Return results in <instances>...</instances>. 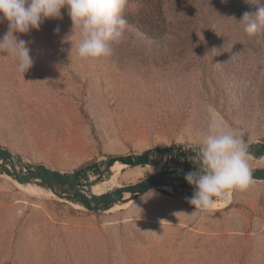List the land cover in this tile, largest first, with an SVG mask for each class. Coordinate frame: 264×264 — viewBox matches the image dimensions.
Masks as SVG:
<instances>
[{
  "label": "rangeland",
  "instance_id": "rangeland-1",
  "mask_svg": "<svg viewBox=\"0 0 264 264\" xmlns=\"http://www.w3.org/2000/svg\"><path fill=\"white\" fill-rule=\"evenodd\" d=\"M261 5L127 0L123 37L102 59L78 56L79 31L62 9V19L17 34L31 42L34 63L24 74L0 52V146L73 172L114 156L197 145L212 122L247 143L264 142V29L249 35L239 22ZM7 30L5 20L0 36ZM133 169L96 186L137 183L123 175ZM154 191L94 213L0 177V264H264V182L207 212Z\"/></svg>",
  "mask_w": 264,
  "mask_h": 264
},
{
  "label": "clouds",
  "instance_id": "clouds-1",
  "mask_svg": "<svg viewBox=\"0 0 264 264\" xmlns=\"http://www.w3.org/2000/svg\"><path fill=\"white\" fill-rule=\"evenodd\" d=\"M127 0H0V23L8 22V30L0 36V52L17 61V70L24 74L34 63L29 47L30 41L17 34L39 30L48 19H62V9L72 21L73 29L79 31L77 54L82 59H102L113 54L127 25L123 18ZM235 19V18H234ZM239 22L245 24L249 35L264 29V5L255 15L245 12ZM59 31V29H56ZM191 148L194 155L189 160L194 171L184 179L194 187L188 203L199 211H211L219 201L228 200L234 191H245L253 184L249 164V145L237 130H224L216 122L202 134L200 143ZM156 195L150 189L144 196Z\"/></svg>",
  "mask_w": 264,
  "mask_h": 264
},
{
  "label": "water",
  "instance_id": "water-1",
  "mask_svg": "<svg viewBox=\"0 0 264 264\" xmlns=\"http://www.w3.org/2000/svg\"><path fill=\"white\" fill-rule=\"evenodd\" d=\"M249 145V160L256 162L264 157V142L254 141ZM175 144L158 147L144 153H129L99 160L73 172H63L26 160L20 154L0 146V177L13 185H34L52 192L58 199L82 210L94 213H108L118 204H134L150 190H162L188 200L193 192L186 187L184 176L195 170L189 157L194 155L191 148ZM194 146V145H193ZM162 166V171L151 174L137 183L106 190L101 195L92 193L98 184L109 182L116 171L121 173L129 168ZM116 170V171H115ZM253 183L264 182V168L252 171Z\"/></svg>",
  "mask_w": 264,
  "mask_h": 264
},
{
  "label": "bare ground",
  "instance_id": "bare-ground-1",
  "mask_svg": "<svg viewBox=\"0 0 264 264\" xmlns=\"http://www.w3.org/2000/svg\"><path fill=\"white\" fill-rule=\"evenodd\" d=\"M255 164L264 167V157L261 158V159H259L258 161H256ZM159 170H160V165L153 166V167L148 166V167L134 168L133 171L130 170L127 174L124 173L123 175H125V177H126L125 179H127V180H137L138 181L139 179L145 178L149 174L158 173ZM23 186L25 187L26 190H37V191L39 189L41 190V188L36 187L34 185H31V184H29V185H23ZM120 186H121L120 184H118L117 186H110L109 189L119 188ZM104 192H105L104 189L103 188H99V186H94L92 188V193L95 194V195H98L99 196V195L103 194ZM50 193H52V192H50ZM129 204H131V203H128V204H118V205L114 206L113 208H111L109 211L118 210V209H121V208H125Z\"/></svg>",
  "mask_w": 264,
  "mask_h": 264
},
{
  "label": "trees",
  "instance_id": "trees-1",
  "mask_svg": "<svg viewBox=\"0 0 264 264\" xmlns=\"http://www.w3.org/2000/svg\"><path fill=\"white\" fill-rule=\"evenodd\" d=\"M164 194H168L167 192H163Z\"/></svg>",
  "mask_w": 264,
  "mask_h": 264
}]
</instances>
